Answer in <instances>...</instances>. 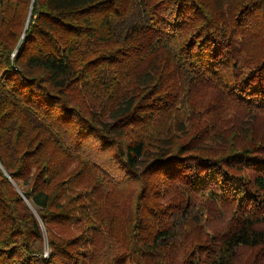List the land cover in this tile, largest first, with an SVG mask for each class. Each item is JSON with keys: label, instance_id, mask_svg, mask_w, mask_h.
<instances>
[{"label": "trees", "instance_id": "trees-1", "mask_svg": "<svg viewBox=\"0 0 264 264\" xmlns=\"http://www.w3.org/2000/svg\"><path fill=\"white\" fill-rule=\"evenodd\" d=\"M246 255L264 264V0H0V264Z\"/></svg>", "mask_w": 264, "mask_h": 264}, {"label": "rangeland", "instance_id": "rangeland-1", "mask_svg": "<svg viewBox=\"0 0 264 264\" xmlns=\"http://www.w3.org/2000/svg\"><path fill=\"white\" fill-rule=\"evenodd\" d=\"M94 146H95V144H94ZM94 151H99L97 148H95L94 149ZM102 156H104V161L106 162V163H108V161L110 160V161H112L114 164L113 165H111V167H117V165L115 164V162H114V160H111V156L110 155H108V154H103ZM47 244H45V246H46ZM253 256V255H252ZM247 255H246V257L243 259V262H244V264H251L252 262L251 261H248L247 262ZM241 263H242V261H241ZM255 264V263H254Z\"/></svg>", "mask_w": 264, "mask_h": 264}, {"label": "built area", "instance_id": "built-area-1", "mask_svg": "<svg viewBox=\"0 0 264 264\" xmlns=\"http://www.w3.org/2000/svg\"><path fill=\"white\" fill-rule=\"evenodd\" d=\"M49 254H50V249L46 246L45 247V251H44V258H48L49 257Z\"/></svg>", "mask_w": 264, "mask_h": 264}]
</instances>
